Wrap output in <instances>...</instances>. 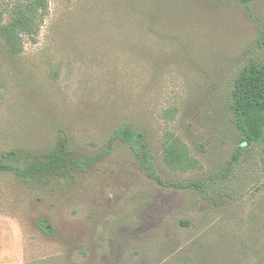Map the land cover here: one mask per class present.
Listing matches in <instances>:
<instances>
[{"label":"rangeland","instance_id":"obj_1","mask_svg":"<svg viewBox=\"0 0 264 264\" xmlns=\"http://www.w3.org/2000/svg\"><path fill=\"white\" fill-rule=\"evenodd\" d=\"M28 1L0 0L2 21ZM47 2L19 54L0 35V159L61 148L84 167L0 172V264H264V137L240 155L232 111L238 76L264 64V0Z\"/></svg>","mask_w":264,"mask_h":264},{"label":"trees","instance_id":"obj_2","mask_svg":"<svg viewBox=\"0 0 264 264\" xmlns=\"http://www.w3.org/2000/svg\"><path fill=\"white\" fill-rule=\"evenodd\" d=\"M249 4L254 0H236ZM47 0H29L16 6L10 14V21L4 23L0 13V35L8 49L13 54H19L23 49V36L33 37L38 34L39 21L47 11ZM232 111L236 126L242 134L240 155L254 142L264 137V64H250L238 76L233 91ZM115 138L123 141L134 152L142 170L147 171L154 180H159L153 153L143 133L134 130L130 125H124L115 132ZM18 157L16 153H5L0 159V172L11 171L22 179H37L50 175H60L73 165L84 167L81 160L68 158L63 149L58 148L42 157L30 161L20 160L19 164L8 163L7 160ZM238 157V156H236ZM185 154L177 145V140L168 141L164 148V160L170 167L181 164Z\"/></svg>","mask_w":264,"mask_h":264}]
</instances>
